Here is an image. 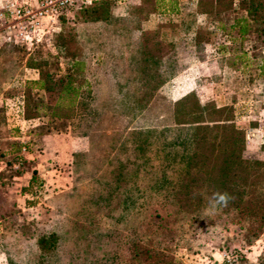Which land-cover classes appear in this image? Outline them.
I'll use <instances>...</instances> for the list:
<instances>
[{
  "label": "rangeland",
  "instance_id": "1",
  "mask_svg": "<svg viewBox=\"0 0 264 264\" xmlns=\"http://www.w3.org/2000/svg\"><path fill=\"white\" fill-rule=\"evenodd\" d=\"M109 1L114 15L138 9L139 14L133 13L129 24L141 29L191 25L189 18L181 23L183 17L178 5L195 6V10L202 8L209 16L200 30H180L179 35L170 40L159 36L152 38L157 45L154 46L155 64H178L170 72L178 74L155 87L154 96L147 99L140 96L150 94L148 87L143 91L137 82L144 78L136 69L141 59H134L132 64L120 39L105 35L104 31H109L104 24L79 23L72 10L62 16L61 30L55 34L57 23L48 43H39L28 52L13 44L0 46V60H42L43 70L53 78L65 75L68 63L52 51L51 43L117 48L121 57H117L115 63L123 79H131L129 84H124L126 90L121 95L133 96L124 100H103L102 96L108 91L102 85L92 120L99 130L90 135L73 134L74 122L47 121L42 116L44 109L39 112V119L25 121L23 137L27 149L21 178H17L7 170L5 157L10 144L19 145L16 140L19 135L17 129L8 126L3 103L19 92L14 82L1 87L0 214L10 210L20 215L27 228L21 235L11 230L4 232L2 227L7 224L0 222V264H38L34 238L52 230L59 236L58 249L47 264H106L103 261L108 249L105 234L135 227L136 221L141 220L139 214L144 213L136 209H118L117 203L109 205L113 209L102 211L92 202L93 194L101 187L95 183L83 185L86 184L83 175L97 174L93 170L102 158H105L106 183L110 184L122 162L133 163L134 169L136 160L140 166L136 176L132 169L124 172L129 177L124 185L115 188L119 197L129 192L135 194L146 180L150 181L163 169L168 179L182 184L180 191L200 197L204 216L201 223L186 222L185 217L174 220L175 226L182 230L183 239L182 245L171 246L168 250L174 264H216L222 254L229 253H237L234 264H257L264 254V228L255 238L249 235L245 223H229L222 228L217 220L218 209L212 206L209 198L218 188L230 190L234 194L232 201L237 198L235 193L241 191L248 193L247 196L264 198V66L261 65L264 37L258 32L263 25L246 18L250 0H218L216 4L212 0H197L196 3L190 0ZM144 17L148 19L147 25L138 23L144 21L140 20ZM239 20H243L245 26L241 35L235 27ZM136 37L144 35L136 34ZM108 68L114 75L112 72L117 68ZM86 70L96 74L99 71L90 58L86 61ZM29 82L22 84L20 93L24 87L30 88L29 108L32 111L33 104L45 100V94L31 87ZM217 126H232L235 131L215 129ZM190 128L203 129L189 131ZM194 134L202 137L198 146L205 159L196 160L185 170L181 161L173 160L175 155L171 154L177 149L175 143L179 137L188 139ZM219 146L223 153L217 151ZM75 153H85L91 162L79 169L77 190L72 188L70 173ZM226 161L229 170L233 167L234 171L220 174V166ZM164 162H171L173 169L163 168ZM250 162L256 163L252 170L246 165ZM31 167H35L43 181L44 191L40 194L33 188L30 194L24 193ZM246 195L242 197L247 199Z\"/></svg>",
  "mask_w": 264,
  "mask_h": 264
},
{
  "label": "trees",
  "instance_id": "2",
  "mask_svg": "<svg viewBox=\"0 0 264 264\" xmlns=\"http://www.w3.org/2000/svg\"><path fill=\"white\" fill-rule=\"evenodd\" d=\"M212 2L216 4L218 0H212ZM133 11V9H128L120 15H114L112 2L109 0H100L87 6H77L72 9L74 18L79 23L104 24L105 28L110 32L105 30V35H112L114 38L120 39L122 47L128 50L127 56L132 61V64H134V59L139 61L141 59V62L136 63V65L139 64L136 69L139 75L144 78H139L137 82L139 81L142 85L141 89L143 91L148 87L147 90L149 89L150 94L145 93L140 96L141 99H147L154 96L153 90L155 87H160V84L168 82L173 76L178 74L176 73L177 71L170 74L171 69L177 67L178 64L177 66L170 62L162 65L160 63L155 64L154 60L157 59L155 56L157 52L154 50L157 45H155L156 40L154 42L151 41L152 38L159 36L161 39L167 38L170 40V38L178 36L180 30H200V26L205 23L209 12L202 10V8L195 10V6L187 8L184 5H178V12H181L183 17L181 23H186L189 18L192 22L191 25L186 27L181 24L177 27L173 26L156 30L153 28L141 29V27H132L133 25L129 24V19L134 15L133 13L139 14L138 9L135 12ZM62 16L58 18V27L55 34L61 30ZM246 18L263 25V28L258 30V32L260 36L264 37V0H250L246 10ZM140 20L144 21H138V23L143 22L147 25V17L140 18ZM242 23H244L243 20L235 23L236 32L239 35L245 31V26ZM136 34L144 35V37L135 38ZM143 40L145 41L143 42ZM51 48L56 55L61 56L68 63L65 75L58 76L59 78H53L52 74L50 75L43 70L45 63L42 60H39V62L30 59H26L24 62L19 59L10 60L9 58L0 60V89L5 84L13 85V82L17 84V90L24 100V119L26 122L39 119V112L44 109L45 114H42V116H45L47 121L74 122L72 126L73 134L90 135L99 130V127L93 126L92 120L95 116V107L98 105L96 103L97 99L101 97L99 93L102 85H105L104 87L108 91L106 95L102 96L103 100L113 98H123L122 100H124L133 97L128 94L121 95V92L126 90L124 84H129L131 79H123L122 71H119L115 63L117 57H121L116 50L117 48H103L100 44L93 47H87L84 44L76 46L74 43H59L56 45L51 43ZM88 58L99 69L97 74L87 72L86 61ZM261 65L264 66V59L261 60ZM109 66L117 68L112 72L115 73L114 75L110 73V70H107L110 69L108 68ZM167 72L166 79H163ZM26 81H30L31 87H37V90H41L45 94L44 101L39 104H33V112L29 108L30 94L28 90L30 88L25 89L24 87L23 92L20 93L21 86ZM103 105L105 106V104ZM197 110L202 112L198 106ZM198 129L202 130L203 128H190L189 131ZM215 129L235 131L232 126H217ZM201 141L202 137L195 134L188 139L179 137L175 143L177 149L173 151L174 154H171V156L175 155L172 157L173 160L179 159L183 168L187 170L196 160L205 159V156L202 157L198 146ZM9 146L10 149L5 157V164L7 170L14 174L13 177L18 178L24 168V158L19 170L11 171L10 165L20 157L21 145L12 143ZM239 149L237 150L239 151ZM217 151L219 153L224 152L220 146ZM72 160L73 164L70 171L73 180L72 188L77 190L75 185L79 181L78 177L81 176L79 169L91 162L87 159L85 153L73 154ZM136 162L135 160L134 169L132 168L133 163L122 162L119 167L120 171L114 174L113 183L111 184L106 183L105 179V158L98 159L97 167L93 170V173L97 174L91 176L88 175L89 173H85L83 175L87 184L83 185L93 186L95 183L98 187H101L97 194H93L95 197L92 199V202L97 205L99 210L113 209L109 205L117 203L120 207L118 209L125 211L136 209L139 213H144L139 214L141 220L136 221L135 227L111 230L105 234L108 249L104 254L103 261L106 264H174V260L169 255L168 250L171 246H178L183 243L182 230L175 226L174 220L185 217L186 222L201 223L204 219L200 205L201 199L198 195L180 191L179 186L182 184L172 181L164 175L163 168L168 166L173 169L171 162L170 164L169 162L166 164L164 162L163 168L161 167L163 171L158 172L150 181L146 180V183L142 184L135 194L129 192L125 193L124 196H117L115 188L118 185H124L129 177L124 172L132 169L135 176L138 173L137 169L140 166ZM99 163H101V166ZM246 165L247 168L252 170L256 163L250 162ZM30 169L29 181L24 193L30 194L31 188H33L35 193L40 194L44 191L43 181L40 179L35 167ZM219 171L220 174H226L229 171L232 173L234 169L231 167L229 170V163L226 161L220 166ZM217 191L226 192L230 197L233 194L230 190L220 188L214 192ZM241 192L235 193L236 200L232 201L230 199L228 206L216 205L219 213L217 220L222 228L229 223H245L247 232L251 237L255 238L262 234L264 228V198L247 196L249 195L248 193ZM213 193L209 195L211 201ZM242 195H246L247 199H244ZM0 222L7 224L2 227L4 232L11 230V232L21 235V232L27 228V224L21 219V216L14 214L10 210H5L0 214ZM58 241L59 236L54 230L34 238V243L38 249L36 263L47 264L52 259V256L56 254ZM257 264H264V254L258 259Z\"/></svg>",
  "mask_w": 264,
  "mask_h": 264
},
{
  "label": "built area",
  "instance_id": "3",
  "mask_svg": "<svg viewBox=\"0 0 264 264\" xmlns=\"http://www.w3.org/2000/svg\"><path fill=\"white\" fill-rule=\"evenodd\" d=\"M96 1L100 0H0V46L13 44L28 52L39 43H48L61 15ZM3 106L8 126L17 129L19 135L16 140L21 145L20 157L10 165L11 171H17L27 149L23 96L7 98ZM236 260L237 253L222 254L216 264H234Z\"/></svg>",
  "mask_w": 264,
  "mask_h": 264
},
{
  "label": "clouds",
  "instance_id": "4",
  "mask_svg": "<svg viewBox=\"0 0 264 264\" xmlns=\"http://www.w3.org/2000/svg\"><path fill=\"white\" fill-rule=\"evenodd\" d=\"M231 199L230 195L226 192H214L212 201V206L215 207L216 205H222V206H227L229 200Z\"/></svg>",
  "mask_w": 264,
  "mask_h": 264
},
{
  "label": "crops",
  "instance_id": "5",
  "mask_svg": "<svg viewBox=\"0 0 264 264\" xmlns=\"http://www.w3.org/2000/svg\"><path fill=\"white\" fill-rule=\"evenodd\" d=\"M21 178V177H20Z\"/></svg>",
  "mask_w": 264,
  "mask_h": 264
}]
</instances>
